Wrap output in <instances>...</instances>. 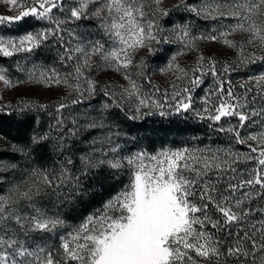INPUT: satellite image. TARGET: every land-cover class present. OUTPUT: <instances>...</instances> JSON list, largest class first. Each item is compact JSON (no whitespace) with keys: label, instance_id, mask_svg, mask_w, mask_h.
Returning a JSON list of instances; mask_svg holds the SVG:
<instances>
[{"label":"snow or ice","instance_id":"snow-or-ice-1","mask_svg":"<svg viewBox=\"0 0 264 264\" xmlns=\"http://www.w3.org/2000/svg\"><path fill=\"white\" fill-rule=\"evenodd\" d=\"M0 3L8 5L12 12L11 15L0 14V25H12L29 17L54 25L27 32L18 38L0 36V54L4 57L21 52L32 53L50 37L57 38L59 33L66 31L62 25L68 21L52 16L53 9L61 6V0H0ZM151 3L155 5L154 9L143 0H78L77 7L68 9L69 19H98L105 35L114 45H119L106 49L104 43L95 40L80 43L74 49H65L66 53L77 54L78 63L74 69L76 91L79 92V80L84 70L91 67L94 56H99L105 65L121 71L134 66L136 50L148 48L153 51L151 42L157 40L156 33L162 30L156 16L167 17L170 10L160 7L162 0H151ZM90 4L97 6L89 13ZM146 6L151 11L150 19H146ZM174 8H183L204 20L233 18L236 21L227 25L226 31L201 33L198 36L192 35L189 24L177 25L174 31L177 38L185 42V47L195 49L198 40L221 42L236 50L234 63L247 66L257 61L264 62V55L257 54L264 53V0H211L203 6H190L185 0H180ZM237 33L245 34L246 39L239 42L229 39ZM59 39L62 41L63 36H59ZM163 39L167 40V37ZM247 46L255 50L248 52ZM61 58L71 60L73 56ZM175 60L173 56L166 70L174 67L176 72L182 73L177 79L187 78L191 71L193 77L188 83L192 88L202 83L201 77L206 71L217 76V62L212 57L206 58L200 54L196 65L190 70L181 68L174 63ZM143 63L141 61L135 67L142 69ZM232 67L226 64L224 72ZM124 75L130 87L125 88L122 95L137 97L136 113L141 108L164 107L158 101L141 97L140 86L131 74L125 71ZM137 75H143V72ZM250 79L257 85V95L264 99V88L261 87L264 86V74ZM32 80L49 87L53 83L73 86L67 78L62 80L54 69L50 73L40 71L38 75L33 70L29 74V81ZM0 81L5 87L13 86L3 67H0ZM84 82L87 85L85 91L89 96L93 95L95 82L87 77ZM173 88L176 86L173 85ZM223 92L224 82L219 81L214 94L220 95V103L214 108L206 107L204 111L207 116L197 115L201 120L213 122H219L223 117H237V125L216 130L231 134L237 144H246L248 153L233 151L231 147L215 150L183 148L163 149L156 154L141 150L120 156L117 151L120 145L110 146L112 133L103 141L108 147L96 148L97 141L93 140L90 142L91 151L80 157L82 174L107 167L113 171L114 181L119 182L118 174L126 172L128 182L77 228L60 237L61 251L57 253L60 259H57L52 251L38 242L33 233H54L64 227L65 222L58 217L48 216L36 206V200L46 188L59 187L72 179L78 184L79 177L70 176L68 170L62 168L60 175L55 177L60 183L55 184L46 170L33 169L31 176L34 179L31 184L26 182L24 190L15 185L7 195H0V264H264V131L247 136L241 132L246 121L257 123L252 117H264V108L248 109V104L255 103L256 96L247 101V92L243 103L240 102L241 98L234 95L231 87L227 91V99ZM104 95H108L106 90ZM165 99H168L167 92ZM171 100L175 102V112L189 111L192 108L191 89L184 87L174 91ZM79 102V98L72 101L73 104ZM22 104V117L31 108L48 107L33 102ZM65 107L67 105L59 103L57 112ZM108 107L107 104L102 106L103 110ZM169 107L173 105L169 104ZM160 115L167 113L161 111ZM137 118L135 115L131 117ZM62 123L58 119L57 124L51 127H58ZM73 124L74 128L69 130L72 135H76L81 128L88 130L105 126L103 117L99 124L95 119L83 125L74 120ZM48 139L49 134L33 136L32 144H41ZM64 140V136L57 138L56 147L61 151L65 149ZM248 141L255 142V145ZM13 150L24 152L16 145H13ZM250 161L255 162L254 167L247 166ZM66 162L73 163L71 158ZM242 164L245 167L241 168ZM257 214L259 218H256ZM208 226L215 231H209ZM218 233H224L228 239L218 237ZM43 239L44 236H39V240Z\"/></svg>","mask_w":264,"mask_h":264},{"label":"trees","instance_id":"trees-1","mask_svg":"<svg viewBox=\"0 0 264 264\" xmlns=\"http://www.w3.org/2000/svg\"><path fill=\"white\" fill-rule=\"evenodd\" d=\"M198 0H193V3ZM171 20L170 25L189 24L193 34H201L197 28L201 26L207 33L215 34L220 31L221 25L212 20H204L197 17L194 13L183 8L170 9L167 16ZM35 18L29 17L21 22L12 25H0V34H21L34 29L38 24ZM203 33V32H202ZM161 48L153 54V62L159 63L165 58L172 44H161ZM54 51H36V57L43 60H51ZM229 53L217 57L216 69L217 76L211 73L204 75L205 81H210L209 89L200 94L199 88L192 91V108L189 111L175 112V109H149L144 113L135 115L137 119H131L134 115L126 106L120 105L104 92H97L98 95L93 99H79V103L65 104L67 107L60 109L59 113L55 104L48 105L45 109L31 108L26 110V116H21L23 105H10L9 107L0 106V138L4 140V145L0 146V195H7L10 188L19 185L24 190L26 182L29 184L34 178L31 176L33 169L46 170L50 177L53 171L60 170L57 161L63 157L62 162L71 158L72 164L69 169L72 177H79L77 184L74 179L69 183V187H63L62 193L55 192L53 188H47L36 200V204H51L58 210V218L68 225H73L81 221L86 215L100 208L107 199L116 194L128 182L127 173L118 174V181L112 179L113 171L107 167L101 169H92L87 174L83 173V166L80 157L91 151L90 142L97 141L100 136L106 133H112L111 139L114 146L120 145V153H132L137 150L152 151L159 147H186L189 149H227L240 153H248L246 144H237L232 135L227 132H219L216 129L224 127L227 129L231 125L238 124L237 117H223L219 122H213L208 119H199L197 113L207 116L204 111L206 107L214 108L220 103L221 97L216 93L219 81L224 82L223 96L227 99V91L231 87L235 96L241 98L240 102H245L244 97L247 92V101H251L256 96L255 103L248 104V109L255 108L259 110L264 108V99L257 95V85L252 81L255 76L264 74V62L257 61L254 64L234 63ZM11 57H4L0 54V64H10ZM232 65V69L224 72L225 65ZM100 86V83H98ZM244 84L245 87H241ZM264 88V86H261ZM251 89V91H247ZM92 98V97H90ZM115 102V103H114ZM235 103L236 101H229ZM109 105L103 110V105ZM119 104V106H117ZM164 111L167 115H160ZM151 113V114H147ZM103 117L104 127L81 130L72 135L69 130L74 128L73 121L83 125L93 119L97 124L101 123ZM63 123L58 127H51L57 124V120ZM252 121H246L245 127L241 129L242 135L249 133L259 134L264 131V117H252ZM212 125V127H209ZM49 134V139L41 144L33 145V136H42ZM64 136L65 149L61 151L56 147L57 138ZM247 143L254 144L253 141ZM13 145L23 148L24 152L14 151ZM255 155V154H253ZM12 165H15L13 168ZM248 167H254L255 162H247ZM241 168L245 165H240ZM55 183V182H54ZM56 204V205H55ZM215 218V215H214ZM259 218V214L257 217ZM209 231H215L208 226ZM218 237L223 236L228 239L224 233H218ZM38 242L52 251L58 257L60 249V240L58 233L51 236L45 233L36 234ZM39 236H44L39 240ZM61 250V249H60Z\"/></svg>","mask_w":264,"mask_h":264},{"label":"rangeland","instance_id":"rangeland-1","mask_svg":"<svg viewBox=\"0 0 264 264\" xmlns=\"http://www.w3.org/2000/svg\"><path fill=\"white\" fill-rule=\"evenodd\" d=\"M143 2L146 5H150L151 9L155 8V5L151 3V0H143ZM207 2H211V0H198V2L195 3H193V0H185V3L190 6H203ZM219 2H223V0H219ZM179 3L180 0H162L160 7L167 8L170 10L171 8H173L174 5H177ZM77 6L78 0H61V6L53 9L52 16L54 19L68 21L67 23L62 25V28L66 31L59 33L57 38L50 37L48 41H45L40 48L36 49L32 53H15L13 56H11L9 65L0 64V67L6 69L8 77L13 82L12 87H5L3 82L0 81V106L9 107L10 105L16 104L23 105L22 102H33L36 104L44 105H51L56 103L55 107L57 108L59 103L68 104L78 98L80 100L93 99V97L98 95L97 92H104L106 90L108 92L109 97L118 102L120 105L126 106L129 111L134 115H139L149 109H157L153 107L141 108L139 113L135 112V107L139 102L137 97H128L127 95H122L124 89L130 87L129 81L125 79L124 75L125 71H127L129 74H131L132 79H134L136 83L140 86L141 97H147L151 100L158 101L164 105V108H170L169 104H172L173 107H171V109H174L175 102L171 100V96L174 91H178L184 87H189L192 93L193 90L199 88V93L202 91L200 94H203L205 93L206 89H209L211 85H209L210 81L204 80L205 77L203 75L201 77L202 83L196 86L195 88H192V86L188 83V81L193 77V73L191 71H189L187 78L177 79V76H182L183 74L176 72L174 67L172 70H166L173 56L176 57V60L174 62L175 64H178L181 68L189 70L196 65L197 58L200 54H203L206 58L212 57L215 59V61H217V57L226 53L232 54L228 55L232 56V59H237L236 50L227 47L221 42H209L204 40H198L196 42L195 49H189L185 47V42L179 40L176 36V32L174 31V29H176V26L170 25L169 21L171 19L168 17H162L157 14L156 19L158 20L160 28L162 30L156 33L157 40L151 42V48L153 51H150L148 48L136 50L135 55L133 56L134 66L127 70L122 69L121 71H116L114 67H109L105 65L101 61L99 56H94L91 61V67L84 70L83 76L79 80L80 90L78 92L74 88V85L77 83L74 72L75 66L78 63L77 54L74 52L66 53L65 49H74L80 43L86 44L88 41L95 40H100L102 43H104L106 49H110L113 46L118 47L119 45H114L113 41L107 35H105L103 29L99 27L100 21L98 19L92 17L88 19L82 18L79 21L69 19L70 13L68 9ZM96 6L97 5L90 4L88 9L89 13L94 10ZM150 8L148 6H146L145 8V12L148 13L146 19L152 18ZM0 14L11 15L12 12L10 11L8 5L0 3ZM213 22L219 23L221 25V29H219L220 32L226 31L227 25L236 23L235 19L233 18H221ZM50 27H54V25L51 24L49 21H40V23L34 29L27 32H36L41 28ZM202 27L205 26L203 25L200 28H197V31H200L201 33H207ZM27 32L21 34H0V36L5 38H18L26 34ZM191 32L193 36L200 35H195L193 34V31ZM59 36H63L62 41L59 39ZM164 37H167V40L163 39ZM229 39L239 42L243 39H246V36L243 33H237L231 35ZM161 44H172L173 46L171 49H169L167 55L163 60H161L159 63L153 62V60H151L153 58V54L156 50L161 48ZM253 50H255L253 47L247 46L248 52H251ZM36 51L54 52L53 56L51 57V60H43L36 57ZM257 54L264 55V53L260 52H257ZM66 55H72L73 59L67 60L61 58L62 56ZM141 61L144 62L142 69L135 67V65H139ZM237 64L239 65L238 62ZM204 67L205 69H207V62H205ZM21 68L23 70H21ZM53 69L56 71V73L59 74L62 80L67 78L69 84L73 86L70 87L68 84L64 83H60L58 85L53 83L51 87H49L45 83H37L35 82V80L29 81V74L33 70H35L36 74L38 75L40 71L50 73ZM141 71L143 72V75H137ZM196 75H199V73H196ZM85 77L90 78L95 82L96 90L95 93L91 96H89L88 93L85 91L87 87L84 82ZM17 81H22V83H17ZM98 83H100V86ZM173 85L176 86L175 89L173 88ZM157 89H159V91H157ZM165 92H167L168 94L167 100L165 99ZM81 93H83V95H81ZM108 134L106 133L105 135L100 136V141L98 143L100 147L109 146L103 143L105 137H107ZM113 144L114 141L112 140L110 146L115 147ZM3 145L4 140L0 138V146ZM183 148L186 147L163 146L152 151L144 149L141 150L146 151L148 154H156L157 152L163 149L176 150ZM141 150H137L132 153ZM132 153H120V151H118V154L120 156H128ZM109 155L111 156L112 154L109 153ZM62 160L63 157H61V159L57 161L58 165H60V170L52 172V177L54 179L55 184L60 183L59 181L55 180V177L60 175L62 168H66L68 170V174L71 176L70 169L68 168L69 164H67L66 161L62 162ZM73 180L74 179L65 181L63 184H60L59 187H54L55 192L63 194V187H69V183ZM32 181H30L29 184H31ZM116 194H114L113 196H115ZM113 196H111L109 199H111ZM36 206L39 207L42 211L46 212L48 216L58 217V210L55 208V206H52L51 204L47 203L36 204ZM98 209H96L90 214L95 213ZM90 214L86 215L81 221L76 224L68 225L67 223H65L64 227L58 229L55 232L58 233L59 240L61 236H66L68 232H71L73 231V229L77 228ZM52 234L53 233L45 235H47L48 237ZM60 251L61 250L59 249L58 253ZM59 256L60 255H58V257Z\"/></svg>","mask_w":264,"mask_h":264}]
</instances>
